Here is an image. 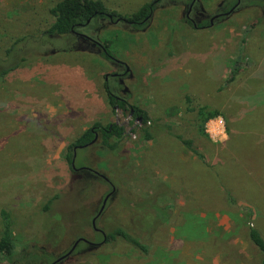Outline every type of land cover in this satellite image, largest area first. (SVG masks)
I'll return each instance as SVG.
<instances>
[{
	"label": "rangeland",
	"instance_id": "1",
	"mask_svg": "<svg viewBox=\"0 0 264 264\" xmlns=\"http://www.w3.org/2000/svg\"><path fill=\"white\" fill-rule=\"evenodd\" d=\"M57 1L0 0V70L13 45L26 58L0 77V209L11 217L13 264H52L80 238L99 246L82 242L56 264H260L248 227L264 235V0H195L194 26L190 0H164L143 31L98 19L66 53L58 47L68 36L41 38ZM101 1L130 16L149 0ZM106 41L121 64L100 56ZM241 50L252 65L219 90ZM105 83L192 140L210 167L165 132L143 141L131 115L109 104ZM201 108L216 115L202 123ZM111 123L124 128L118 149L96 137L76 151L71 172L68 145ZM109 193L95 223L105 234L132 231L133 218L141 225L142 213H154L149 205H171L147 254L121 240L101 244L91 220Z\"/></svg>",
	"mask_w": 264,
	"mask_h": 264
},
{
	"label": "trees",
	"instance_id": "2",
	"mask_svg": "<svg viewBox=\"0 0 264 264\" xmlns=\"http://www.w3.org/2000/svg\"><path fill=\"white\" fill-rule=\"evenodd\" d=\"M164 0H149L143 4L136 12L130 16H122L115 11L109 10L101 0H58L51 8L50 14L52 16V23L48 28L41 33L42 40H48L50 38L69 37V41H65L58 47L59 51L72 52L78 49L80 44V37H83V30L91 28L93 22L98 19H106L112 22L120 21L131 25L135 31H143L149 19L153 16L158 6ZM186 22L189 25H193L187 18ZM194 26V25H193ZM73 37V38H72ZM72 38V39H71ZM44 42V41H43ZM60 42V41H59ZM111 42L106 41L104 45L100 47V56L107 61H112L113 54L110 50ZM21 49L13 45L9 50L6 51L5 59L0 70V77H4L10 72L16 70L18 66L26 59L21 56ZM14 57L13 63H10V59ZM20 57V62L17 60ZM13 64V65H12ZM252 65L251 62L247 61L244 57V52L241 50L232 62L230 68V75L219 90H224V87L229 83L233 82L240 75L241 72H245ZM104 91L106 93L109 104L113 109H121L127 111L132 121L135 123L134 128L140 131L143 141H152L160 133L165 132L175 138L187 151L193 154L199 161L205 164L207 167L205 155L194 145L193 141L187 139L182 134H177L173 131L170 125L156 123L151 121L148 113L139 107L127 105L126 101L112 92V89L105 83ZM185 101L190 104L192 99L188 96L185 97ZM189 111H192V109ZM216 113H206L205 108H201L197 112V116L200 117L202 123L208 121L211 117H214ZM132 131L135 132L136 130ZM124 136L123 126H119L115 123L107 124L105 126L95 124L93 127L86 129L80 136H78L71 144L68 145L65 153V161L69 166L71 172L75 171L72 168V161L74 160L75 153L80 147L90 146L89 144L96 140V137L100 138V142L103 148L109 152H115L118 149V143ZM95 142V141H94ZM84 148V147H82ZM75 149V152H74ZM235 198L231 196V201ZM235 203V202H234ZM143 206L148 205L143 203ZM48 206H45V210ZM170 206L156 207L150 206L149 210H153L154 213L150 212L142 213L141 218L143 222L141 225L137 224V219H132L133 230H127L123 227H117L111 232L105 234V241L102 244H106L110 241L121 240L143 254L148 253V245L150 244L149 236L151 230L156 229L163 222H165L169 216H163L165 210L171 209ZM98 222L102 221L101 215L97 218ZM96 220V221H97ZM0 223H1V235H0V261H8L13 264V257L15 255V240L12 234V222L9 212L1 208L0 209ZM96 223V222H95ZM102 237V241H103ZM248 239L250 243L259 252L261 259L260 264H264V235L256 227H248ZM149 241V242H148ZM80 242L75 250L80 249ZM101 245V244H100ZM99 245L87 244V248H96ZM15 263V262H14ZM29 264V263H28Z\"/></svg>",
	"mask_w": 264,
	"mask_h": 264
},
{
	"label": "water",
	"instance_id": "3",
	"mask_svg": "<svg viewBox=\"0 0 264 264\" xmlns=\"http://www.w3.org/2000/svg\"><path fill=\"white\" fill-rule=\"evenodd\" d=\"M215 17H218V16H215ZM95 141V140H94ZM94 141H92L89 145H91V144H93L94 143ZM82 147H85V146H82ZM82 147H80V148H82ZM72 168L75 170V167H74V160L72 161ZM96 173V172H95ZM102 177V176H101ZM103 179H105L104 177H102ZM105 180H107V179H105ZM112 193V192H111ZM111 193H109L105 198H104V200H103V202H102V205H101V207H100V209H99V211L97 212V214L95 215V217L91 220V225H92V228H93V230H95V231H98V229L96 228V225H95V222H96V220H97V218L101 215V213L103 212V210H104V208H105V204H106V201H107V199L109 198V196L111 195ZM103 241H102V243H104V241H105V235H103ZM80 242H84V243H87V244H90L89 242H87L86 240H84V239H77L75 242H74V244H73V246H72V248L65 254V255H63L62 257H60V258H58L57 260H55L52 264H56V263H58L59 261H61V260H63V259H65L66 257H68L74 250H75V248H76V246L80 243ZM101 243V244H102Z\"/></svg>",
	"mask_w": 264,
	"mask_h": 264
},
{
	"label": "flooded vegetation",
	"instance_id": "4",
	"mask_svg": "<svg viewBox=\"0 0 264 264\" xmlns=\"http://www.w3.org/2000/svg\"><path fill=\"white\" fill-rule=\"evenodd\" d=\"M239 1L240 0H238V2H237V4L239 3ZM194 2H195V0H190V4H189V8H188V12H187V14H186V18L190 21V22H192V20L189 18V12L191 11V9H192V6H193V4H194ZM236 5V4H235ZM235 5L233 6V9H234V7H235ZM215 16H221V14H218V15H215ZM214 16V17H215ZM194 25V24H193ZM83 37H85V36H83ZM86 39H89V38H87V37H85ZM98 45V44H97ZM99 47H101L100 45H98ZM112 61L114 62V63H116V64H121V63H119L118 61H116L114 58L112 59ZM112 76H119V75H117V74H112ZM107 76L105 77V82H106V80H107ZM74 152H75V149H74ZM93 172V171H92ZM93 173H95V172H93ZM96 175H98L97 173H95ZM101 177V176H100ZM108 200V199H107ZM107 202V201H106ZM99 211V210H98ZM102 214V213H101ZM96 232H98V233H100L101 235H102V237H103V235H104V233L100 230V229H98V231H96Z\"/></svg>",
	"mask_w": 264,
	"mask_h": 264
}]
</instances>
